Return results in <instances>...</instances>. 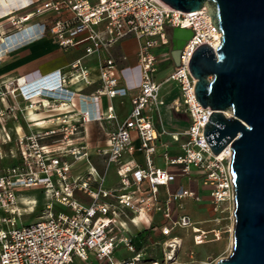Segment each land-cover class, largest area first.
Returning <instances> with one entry per match:
<instances>
[{
  "label": "built area",
  "instance_id": "built-area-1",
  "mask_svg": "<svg viewBox=\"0 0 264 264\" xmlns=\"http://www.w3.org/2000/svg\"><path fill=\"white\" fill-rule=\"evenodd\" d=\"M30 6H34V11L21 17L15 15L18 9L10 10L6 17H10L12 27L22 31L34 16L51 14L42 26L64 50L83 45L85 55L101 56L121 41L135 38L140 80L127 118L110 132L108 149L97 151L98 156H105L104 172L94 164L87 145L76 143L75 139L83 124L117 118L113 106L108 113L101 111L102 97L113 100L130 94L113 57L100 60L99 87L91 95L70 91L67 76L60 70L32 81L23 77L0 84V103L4 105L0 107V126L4 131L6 116L19 108L17 98L28 102L29 108L36 107L35 101L42 98L53 102L55 106L50 109L59 112L78 103L77 119L71 120L63 113L52 127L18 135L14 142L17 163L0 172V210L6 213L3 221L7 223L6 228L0 229V264H74L76 259L83 264H163L147 259L145 249L138 250L133 242L136 233L130 223L141 224L139 217L150 212L162 213L164 222L159 231L164 237L171 236L176 228H191L196 245L219 239V230H202L189 215L173 216L172 198L200 202L198 193L180 189L161 202L159 187L169 186L176 175L157 168L153 161L159 138L168 134L164 128L157 130L153 116L164 105L160 99L163 82L156 80L163 59L162 63L171 61L174 65L167 81L177 82L181 89L180 95L171 100L172 107L175 111L184 110L190 120L184 132L172 136L176 142L185 138L181 142L183 154L171 158L166 152L163 158L168 165L182 166V174H191L192 168L202 174L203 184L210 190L213 221L230 210L235 217L232 154L214 155L206 143L203 132L212 110L196 100V79L189 68L195 49L207 43L216 51L221 44L222 33L212 22L208 9L182 12L160 0H30L27 7ZM176 28L192 33L181 50L179 66L171 57ZM157 49L164 51L159 55ZM71 69L73 76L91 83L82 59L73 62ZM133 133L141 142L145 167L125 160L136 150ZM6 137L7 142L11 140L10 135ZM46 140L51 142L45 143ZM114 164L121 187L107 189L106 173ZM21 188H40L47 200L42 217L31 224H20L16 216L17 190ZM54 203L64 210L56 209ZM123 249L132 255L117 257Z\"/></svg>",
  "mask_w": 264,
  "mask_h": 264
},
{
  "label": "water",
  "instance_id": "water-1",
  "mask_svg": "<svg viewBox=\"0 0 264 264\" xmlns=\"http://www.w3.org/2000/svg\"><path fill=\"white\" fill-rule=\"evenodd\" d=\"M160 1L182 12L206 7L222 33L216 51L204 43L189 62L195 98L212 110L204 139L214 155L232 151L234 249L216 264H264V0ZM191 37L188 29L173 30L176 66Z\"/></svg>",
  "mask_w": 264,
  "mask_h": 264
},
{
  "label": "crops",
  "instance_id": "crops-1",
  "mask_svg": "<svg viewBox=\"0 0 264 264\" xmlns=\"http://www.w3.org/2000/svg\"><path fill=\"white\" fill-rule=\"evenodd\" d=\"M30 0H0V84H6L10 80L25 78L27 81H32L41 76L47 75L51 72L60 70L63 74L67 76V88L70 91L79 92L84 95L93 94L99 87L100 81V69L99 62L102 59L113 57L118 67L122 70V83L130 87V94L126 97H118L113 100H109L106 97H102L101 100V111L103 113H108L109 107L113 106L117 118L115 120H102L83 124L80 128L79 134L76 136L75 142L86 144L89 152L92 155V160L94 164L100 169V171H105V156L97 155L98 150L108 149V138L111 131L115 130L118 125L125 121L128 114L131 111V97L136 92V87L140 80V69L138 67V42L135 38H128L121 41L114 48L108 52H103L101 56L98 55H85V46H79L76 48H71L64 50L58 46L54 41L52 36L45 27L42 26L45 21V17L51 14H46V16L38 17L34 16L27 24H33L26 30H22L19 33H12L14 28L10 23V17H6L10 10H17L16 16H24L34 11V6L27 7ZM30 30L31 33L27 36L25 31ZM12 33V34H11ZM164 50L157 49L156 53L161 54ZM126 56V60H122L121 57ZM78 59H82V62L86 68L89 69V81L90 84L86 83V80L76 76H73V71L71 69V64ZM161 100L164 101V105L161 106L159 112L154 113V123L158 131L162 128L168 131V134L163 135L158 140L157 153L153 156L154 165L157 168L165 167L171 173L176 175V179L169 184V186L159 187V199L162 203L166 202L170 194H175L178 190H192L198 193L202 200L196 202L199 204L198 209L191 208L189 212H196L199 216H203L201 212L206 210L207 218L212 219L214 215L213 207L210 202L209 188L203 184V176L196 169H191V174H182V166L179 165H168L163 154H167L171 158H176L183 154L181 148V142L184 141V137H181V142H176L173 139V134L182 133L181 130H176L178 124L171 119H167L169 111L176 114H184L189 119L188 114L184 111H175L172 107L171 100L179 94H174V92H167L161 95ZM10 103H13L12 99H9ZM37 106L34 108H29V103L22 101L21 99H15V103L19 106L15 113H10L5 118V135L9 133L6 132V123L10 119H14L16 138L18 135L37 132L45 130L53 126V122L56 121L58 115L67 114L71 120L77 119V107L78 103L75 102L66 111H54L50 107H54L53 102H47V100L39 98L35 101ZM45 105L46 107H43ZM0 107H4L0 103ZM158 115V121L156 120L155 114ZM170 114V113H169ZM161 115L166 117L163 121ZM22 121L20 120V118ZM188 126H189V122ZM2 128V127H1ZM188 128V127H187ZM134 144L136 150L132 156H126V161H133L135 164L145 167V155L141 149V142L136 133H133ZM184 138V139H183ZM51 140H46L45 143H49ZM96 161V162H95ZM102 165V166H101ZM105 186L107 189H119L121 187L120 177L117 173V166L114 164L110 166L106 173ZM118 191L117 193H121ZM29 199V198H24ZM24 201L26 204L27 202ZM192 200L190 198H178L171 201V207L173 210V216L179 217L183 215L190 214L185 210V201ZM33 201L32 207L37 205L35 199L29 200ZM194 201V200H192ZM195 202V201H194ZM162 215L158 212H150L146 216L147 224L134 225L130 223L131 230L134 233H138L144 229L152 227L149 231L148 243L143 246L146 250L148 249V244H150L153 238H164L159 231V225L164 222L157 220V216ZM205 215V216H206ZM191 217V216H190ZM192 218V217H191ZM198 223V222H197Z\"/></svg>",
  "mask_w": 264,
  "mask_h": 264
},
{
  "label": "rangeland",
  "instance_id": "rangeland-1",
  "mask_svg": "<svg viewBox=\"0 0 264 264\" xmlns=\"http://www.w3.org/2000/svg\"><path fill=\"white\" fill-rule=\"evenodd\" d=\"M31 25L33 24H29L24 30L31 27ZM19 32L21 31L14 29L12 33ZM30 33L31 31L29 29L25 31L26 36ZM162 61L163 59H160L158 66L159 72L156 74V80L158 82H163L160 94L163 95L167 92H174V94L180 95V85L175 81H167L168 76L174 70L173 63L171 61L162 63ZM155 117L158 121L157 113L155 114ZM161 119L164 121L166 117L161 115ZM167 119L169 121L173 119L178 124L176 130H181V132L187 129V122L190 121L186 115L176 114L172 111L168 112ZM20 120L22 121L21 118ZM14 123V119H10L6 123V132H8L11 137V140L8 142L6 141L7 137L5 132L0 126V172H4L8 167H12L15 162L17 163L16 146L14 143L16 140V126H14ZM160 168L165 169V167ZM17 195L19 199L17 206L19 212L16 216L20 224H31L42 217L47 200L40 188H21L17 190ZM22 199L27 202L26 204H31L33 201L31 202L29 200L35 199L37 205L35 207H32V205L27 206ZM184 203L186 207L185 210L195 222H198L197 226L199 228L205 231H211L214 229L219 230L221 232V237L201 245H196L194 242V233L191 228H176L171 236L153 238L152 242L148 244V249L145 250L148 253V257L157 258L162 261L163 264H216L221 259L229 258L234 249L235 217L232 215L233 210H230V212L225 211L218 216L219 220L213 221L214 217L212 219L207 218V215L205 214L206 210L201 212L203 215L201 217L195 211L189 212L191 208L198 209V203L192 200L185 201ZM54 206L56 209L61 208L64 210V207H61L56 203H54ZM5 214L6 213L3 210H0V229L7 227V223L3 221L6 216ZM156 219L161 222L163 217L159 215ZM139 220L142 224H147L146 216H140ZM211 237L213 238L214 236L211 235ZM174 240H177V243H175ZM119 253L125 254L126 257L132 255L127 253L124 249ZM74 264L83 263L79 259H76Z\"/></svg>",
  "mask_w": 264,
  "mask_h": 264
},
{
  "label": "trees",
  "instance_id": "trees-1",
  "mask_svg": "<svg viewBox=\"0 0 264 264\" xmlns=\"http://www.w3.org/2000/svg\"><path fill=\"white\" fill-rule=\"evenodd\" d=\"M14 165H16V162L14 163ZM151 228L152 227H149L148 229H144L142 231H139L136 234V237L134 238L133 242H134V244H135V246L137 247L138 250L142 249L143 246L148 243V236H149V231L151 230ZM117 257L123 258L124 255H122V254L119 253L117 255ZM146 258L149 259L148 253L146 255ZM150 259L158 260L157 258H150ZM160 262H162V261H160Z\"/></svg>",
  "mask_w": 264,
  "mask_h": 264
},
{
  "label": "bare ground",
  "instance_id": "bare-ground-1",
  "mask_svg": "<svg viewBox=\"0 0 264 264\" xmlns=\"http://www.w3.org/2000/svg\"><path fill=\"white\" fill-rule=\"evenodd\" d=\"M9 1H11V0H9ZM232 154V151H231V149L228 147V148H226L219 156H221V157H228V156H230ZM174 242L175 243H177V240H174ZM154 264H156V263H154Z\"/></svg>",
  "mask_w": 264,
  "mask_h": 264
}]
</instances>
